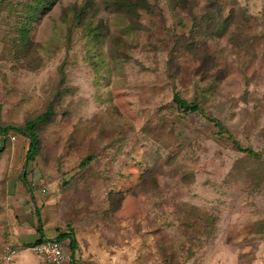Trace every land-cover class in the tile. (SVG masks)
I'll use <instances>...</instances> for the list:
<instances>
[{
  "label": "rangeland",
  "instance_id": "374dc122",
  "mask_svg": "<svg viewBox=\"0 0 264 264\" xmlns=\"http://www.w3.org/2000/svg\"><path fill=\"white\" fill-rule=\"evenodd\" d=\"M37 1L0 0V124L52 111L29 164L0 134V264L37 212L72 264H264V0Z\"/></svg>",
  "mask_w": 264,
  "mask_h": 264
},
{
  "label": "trees",
  "instance_id": "16d2710c",
  "mask_svg": "<svg viewBox=\"0 0 264 264\" xmlns=\"http://www.w3.org/2000/svg\"><path fill=\"white\" fill-rule=\"evenodd\" d=\"M59 0H56L53 4L55 5V3H57ZM88 7V6H87ZM45 9H47L46 6H44L43 2L38 0L37 2H35L33 4V6L30 9V12H32L35 15L40 14H45V12H43ZM174 103L175 105L182 111L188 113H194V112H201V108L199 105H194L192 103H189L188 101L184 100L182 97L176 96L174 99ZM52 116V111L49 109L47 113L43 114L42 116H40L38 118L37 122H28L25 127H16V126H7L2 128L1 124H0V134L1 139L5 140L8 139L9 141H11V136L8 135L9 131H14L18 134H20L21 136L27 138L30 141L29 147H28V152H27V157H26V161L25 164H29L31 161L34 160L35 156L38 153L39 150V140H38V136L36 133V127L38 122L40 121H44L48 118H51ZM3 136H6L3 138ZM235 147L237 148V150L239 152L245 153V154H253V152L250 149H243L240 144L238 142L234 143ZM27 177V175H24V178ZM37 217L40 223V226L37 229V233L40 234V238L36 240L35 244L41 243L44 239H45V235L42 232V220L39 217V214L37 213ZM54 240L58 241L59 243H63L66 241H69L70 243V250H71V258L72 261L74 262L75 259V252L77 250V241L75 240L74 234L73 232H70L68 234H60L57 236V238H53ZM34 244V245H35ZM33 246V245H32Z\"/></svg>",
  "mask_w": 264,
  "mask_h": 264
},
{
  "label": "built area",
  "instance_id": "2783aa9c",
  "mask_svg": "<svg viewBox=\"0 0 264 264\" xmlns=\"http://www.w3.org/2000/svg\"><path fill=\"white\" fill-rule=\"evenodd\" d=\"M16 140V138H13ZM46 236V235H45ZM33 253L45 264H72L71 255L65 251V245L59 243L50 237H45V239L38 244L33 245ZM17 255V250L12 247H8L6 253L4 254V259L7 261H12Z\"/></svg>",
  "mask_w": 264,
  "mask_h": 264
},
{
  "label": "crops",
  "instance_id": "0c3cea01",
  "mask_svg": "<svg viewBox=\"0 0 264 264\" xmlns=\"http://www.w3.org/2000/svg\"><path fill=\"white\" fill-rule=\"evenodd\" d=\"M29 166V165H28ZM27 167V166H26ZM26 167H24L25 169H26ZM24 169V173H23V177H24V175L26 174V170ZM26 178V177H25ZM21 181V180H20ZM20 181H18L17 182V187H16V195H18L20 198L19 199H17V201L15 202V211H16V214H17V212L19 211V213L21 214V213H26L27 212V210H25V208L26 207H32V202H33V199H37V198H39V197H41L40 196V194L37 192V191H34V192H32V191H26L27 189L26 188H22L23 187V184L22 183H20ZM26 189V190H25ZM25 205H26V207H25ZM27 209V208H26ZM32 212V210H31V208H30V213ZM38 213V212H37ZM33 232L34 233H36V236H37V238H35V240H37L38 239V237H40L39 235L40 234H38L37 233V229H34L33 230ZM29 236H31L32 234H28ZM45 235V234H44ZM35 236V235H34ZM47 236V235H46ZM47 237H49V236H47ZM51 238V237H50Z\"/></svg>",
  "mask_w": 264,
  "mask_h": 264
}]
</instances>
